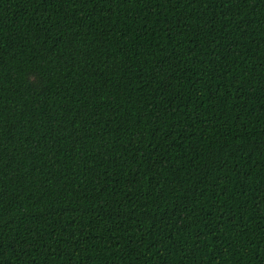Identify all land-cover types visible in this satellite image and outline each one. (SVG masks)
Here are the masks:
<instances>
[{
	"label": "trees",
	"instance_id": "1",
	"mask_svg": "<svg viewBox=\"0 0 264 264\" xmlns=\"http://www.w3.org/2000/svg\"><path fill=\"white\" fill-rule=\"evenodd\" d=\"M0 264H264V0H0Z\"/></svg>",
	"mask_w": 264,
	"mask_h": 264
}]
</instances>
